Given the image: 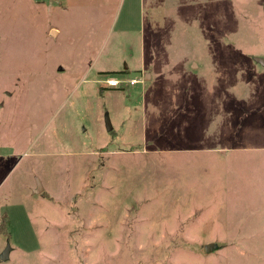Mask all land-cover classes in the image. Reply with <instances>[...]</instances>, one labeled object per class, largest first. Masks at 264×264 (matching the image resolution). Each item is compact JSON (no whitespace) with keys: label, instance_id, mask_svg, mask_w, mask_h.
Segmentation results:
<instances>
[{"label":"rangeland","instance_id":"obj_1","mask_svg":"<svg viewBox=\"0 0 264 264\" xmlns=\"http://www.w3.org/2000/svg\"><path fill=\"white\" fill-rule=\"evenodd\" d=\"M256 57L264 0H0V264H264Z\"/></svg>","mask_w":264,"mask_h":264},{"label":"water","instance_id":"obj_2","mask_svg":"<svg viewBox=\"0 0 264 264\" xmlns=\"http://www.w3.org/2000/svg\"><path fill=\"white\" fill-rule=\"evenodd\" d=\"M255 60L264 65V59L261 58V57H256ZM150 76V74H147L146 78H148ZM106 122H107V127L108 129H111L112 128V125H111V122L109 120V117L108 115H106ZM44 190L43 186H42V183L40 180L37 181V186L36 188L34 189V192L35 193H41L42 191ZM216 247V244L214 243H208L205 245V249L207 252H210L211 250H213L214 248ZM11 250V246H10V242H7V245H6V248L3 250V252L0 254V259L2 260H6L9 256V252Z\"/></svg>","mask_w":264,"mask_h":264},{"label":"built area","instance_id":"obj_3","mask_svg":"<svg viewBox=\"0 0 264 264\" xmlns=\"http://www.w3.org/2000/svg\"><path fill=\"white\" fill-rule=\"evenodd\" d=\"M141 80L136 79V78H131V79H122V78H118V77H112L106 80L107 85L113 88H119V87H123L125 85H134L137 82H139Z\"/></svg>","mask_w":264,"mask_h":264},{"label":"crops","instance_id":"obj_4","mask_svg":"<svg viewBox=\"0 0 264 264\" xmlns=\"http://www.w3.org/2000/svg\"><path fill=\"white\" fill-rule=\"evenodd\" d=\"M52 31H53V32H56V30H54V29H53ZM56 33H57V32H56ZM142 47H143V46H142ZM140 54L143 55V57L141 58V61H140V65H142V66L144 67L145 64H146V58H145V50H144L143 48H141ZM125 65H126L125 68H126V69H127V68L129 69L128 64L125 63ZM141 68H142V67H141ZM138 69H140V68H138ZM138 69H137V70H138ZM147 74H149V73H147ZM147 74H145V79H147V78H146Z\"/></svg>","mask_w":264,"mask_h":264}]
</instances>
